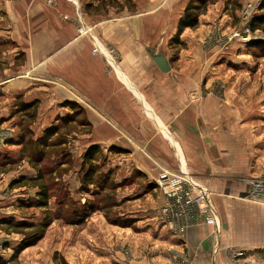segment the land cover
Listing matches in <instances>:
<instances>
[{
  "label": "crops",
  "instance_id": "crops-1",
  "mask_svg": "<svg viewBox=\"0 0 264 264\" xmlns=\"http://www.w3.org/2000/svg\"><path fill=\"white\" fill-rule=\"evenodd\" d=\"M76 1L83 14L73 0H57L54 6L45 0L4 1L0 38L27 53L25 73L4 87L31 94L46 72L48 99L77 106L78 111L69 105L63 110L79 112L81 145L99 146L117 176L140 178L121 195L129 210L142 212L136 223L119 227L93 217L79 238L110 242L108 264H216L230 248L264 243V235L253 237L255 230L264 231V196L250 199L246 181L264 173V118L246 113L247 92L230 89L223 74L205 73L202 55L184 58L180 52L176 60L169 58L168 41L178 20H166L174 18L175 0H133L134 7ZM187 2L182 0L181 11ZM80 13L92 36L116 50L114 67L92 55L90 37L77 33ZM148 49L165 56L169 72L158 69ZM162 171H185L208 191L216 231L200 224L179 237L160 223L164 195L156 182ZM116 241L130 246L129 262L112 261Z\"/></svg>",
  "mask_w": 264,
  "mask_h": 264
},
{
  "label": "rangeland",
  "instance_id": "rangeland-1",
  "mask_svg": "<svg viewBox=\"0 0 264 264\" xmlns=\"http://www.w3.org/2000/svg\"><path fill=\"white\" fill-rule=\"evenodd\" d=\"M4 1L16 0H1L0 11ZM45 1L54 6L57 0ZM258 1L259 6H256ZM262 1L211 0L200 11L197 27L187 28L184 30L187 32L178 38L181 44L174 37L169 39L166 54L171 60H176L180 55L184 58L202 55L206 58L204 72L223 74L228 79L230 89L236 93L247 92L244 99L246 113L264 118V32L250 29L246 35L253 18H264V8L260 9ZM112 2L122 7L133 0ZM73 3L78 5L81 12L82 5L76 0ZM180 3L182 0H175L174 18H167V23L177 21L178 12L182 15L180 7L183 5L179 7ZM131 5L134 7L133 3ZM5 21V18H0V28H3ZM254 41L263 42V46H250ZM26 56V52H16L14 44L0 38V264H59L61 257L66 262L71 261L69 264H108L111 260H108L105 251L110 247V242L97 238L98 242L89 244L79 235L86 221L93 217L104 219L109 224H118L119 227L136 223L142 212L129 210L130 204H122L121 195L129 194L133 189L132 184L140 178L122 176L126 179L121 180L124 178L117 176L118 169L107 166L110 156L97 146L101 153L94 155L92 165L106 175H102L99 181L98 193L90 185L88 192L82 188L83 173L91 164L90 161L84 163L83 156L90 146L84 147L79 141V112L71 114L63 110L67 105L72 110L77 106L68 101L48 99L46 72L39 77L42 82L36 84L38 87L29 89L31 94L12 92L4 87L6 81L8 83L9 79L26 69ZM25 103L35 104L33 112L22 109L21 105ZM51 127L57 128L56 134L44 141L42 149L31 144ZM38 171L43 174L48 192V213L36 206L38 187L21 183L12 186L13 181L20 177H34ZM84 213L89 216L81 224ZM47 215L51 223L43 237L34 245L17 252L22 239L35 232L30 225L40 224ZM253 234L254 238L260 239L264 231L257 229ZM243 248L246 256L242 264H264V243ZM116 251L112 261L127 263L133 258L130 246L121 241L113 244L111 253ZM216 264L232 263L227 256Z\"/></svg>",
  "mask_w": 264,
  "mask_h": 264
},
{
  "label": "built area",
  "instance_id": "built-area-1",
  "mask_svg": "<svg viewBox=\"0 0 264 264\" xmlns=\"http://www.w3.org/2000/svg\"><path fill=\"white\" fill-rule=\"evenodd\" d=\"M256 6H259V1ZM247 28L246 35L250 30ZM76 31L79 35L90 37L92 55L102 56L110 67L116 65L118 61L116 50L102 45L99 39L92 36L91 28L82 21L81 14H78L76 19ZM246 181L249 185V198L261 200L264 196V173ZM156 185L164 195V201L159 208L160 223L173 235L182 237L189 229L200 224L209 225L214 231L218 229L217 215L209 200V193L191 174L185 171L177 173L162 171ZM227 256L232 264H242L246 252L243 249L230 248Z\"/></svg>",
  "mask_w": 264,
  "mask_h": 264
},
{
  "label": "trees",
  "instance_id": "trees-1",
  "mask_svg": "<svg viewBox=\"0 0 264 264\" xmlns=\"http://www.w3.org/2000/svg\"><path fill=\"white\" fill-rule=\"evenodd\" d=\"M210 1L211 0H188L187 4L184 7L181 17L178 19L176 33L174 35V38L177 43L181 44V42L178 41V38L180 37V35L185 29L187 28L193 29L197 27L199 23V16L201 14L200 11L205 9L207 3ZM109 3L111 5L115 4L112 2V0H109ZM263 8H264V0L262 1L261 6H260V9H263ZM249 28L251 29V31L261 30L264 32V18H262L261 16H257L253 18L249 24ZM262 43L263 42L261 41H254V42H251L250 46H254V47L263 46ZM21 107L23 110H27V112L28 111L33 112L35 108V104L25 103V104H22ZM56 129H57L56 127H51V128L44 130L43 135L40 138H38L35 143L31 142V144H33L38 149H42L45 145L44 141L50 138V136H53L54 134H56ZM99 153H101V151L95 145L90 146L84 153L83 162L87 163L88 161H90L91 163L88 165L87 171L83 173V176H82L81 184H82V188L86 192H88V186L90 185L95 188L93 191L98 193L99 181L101 180L102 175L103 177L104 175H106L105 173H100L97 170V167H93L92 165L93 164L92 160L94 158V155L99 154ZM20 183L21 184H31L39 188V191L37 192V195H36L37 196L36 206L43 208L48 213V192H47L46 185L43 182V174L38 171V173H36V176L34 177H31V178L20 177L19 179L12 182V186L15 184H20ZM88 216H89L88 213H84L83 214L84 218L80 219V223L81 224L84 223L85 220L88 218ZM50 223H51V218L49 215H47L46 217H44L43 221L40 224L30 225V229L34 230L35 232L28 237H24L20 243L19 248L16 251L18 252L29 246L34 245L40 238L43 237L45 229L50 225ZM59 260H60L59 264H68L66 260L62 257Z\"/></svg>",
  "mask_w": 264,
  "mask_h": 264
},
{
  "label": "water",
  "instance_id": "water-1",
  "mask_svg": "<svg viewBox=\"0 0 264 264\" xmlns=\"http://www.w3.org/2000/svg\"><path fill=\"white\" fill-rule=\"evenodd\" d=\"M147 53L161 72L163 73L169 72L170 67L164 55L154 54L149 49L147 50Z\"/></svg>",
  "mask_w": 264,
  "mask_h": 264
}]
</instances>
